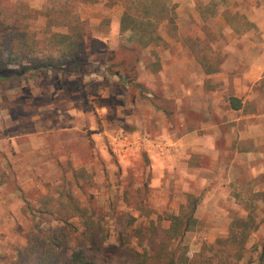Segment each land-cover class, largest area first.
I'll use <instances>...</instances> for the list:
<instances>
[{"label":"rangeland","instance_id":"1","mask_svg":"<svg viewBox=\"0 0 264 264\" xmlns=\"http://www.w3.org/2000/svg\"><path fill=\"white\" fill-rule=\"evenodd\" d=\"M22 1L43 12L65 4ZM170 2L172 20L159 23L160 39L146 46L120 29L121 4L80 3L72 31L83 38L77 47L89 67H48L0 85V264H12L26 244L25 201L38 206L39 195L67 191L81 204L90 195L103 210L95 219L109 229L107 246L129 222L166 228L170 213L198 197V224L181 242L189 257L241 218L251 222L252 253L240 263L255 264L264 237V143L243 135L249 124H264L245 118L264 113V0ZM32 23L36 55L49 33L43 15ZM49 30L71 32L54 23ZM245 76L254 98L242 103ZM34 222L57 223L38 213Z\"/></svg>","mask_w":264,"mask_h":264},{"label":"trees","instance_id":"2","mask_svg":"<svg viewBox=\"0 0 264 264\" xmlns=\"http://www.w3.org/2000/svg\"><path fill=\"white\" fill-rule=\"evenodd\" d=\"M95 1L99 0H65V4L57 10L45 6L43 12L29 7L22 0H0V85L14 86L16 82L26 81L36 71L48 67L61 68L65 65L88 68L77 47L83 38L80 32L76 35L72 30L80 24L74 13L76 5ZM104 1L110 6L122 5L120 29L130 31L129 37L144 46L160 39L157 32L159 23L172 20L170 0ZM158 5L161 11L157 13L155 7ZM50 13H57V17L49 19ZM38 14L46 18L44 30L49 35L45 48H41L43 51L31 55L30 47L40 43L32 25V20ZM53 23L71 32H52L49 28ZM75 36H78V41ZM25 47L26 53L23 52ZM116 73L119 74V71ZM229 101L233 109L239 108L236 97H230ZM262 195L264 199V193ZM62 197L67 201H60ZM86 197L88 203L81 204L80 195L71 191L60 192L58 197L47 192L37 197L38 206L25 201L24 211L31 217V227L26 244L16 248L12 264H241L240 261L249 251L246 244L251 222L249 219L235 218L229 224L227 236L204 243L199 252L189 257L188 247L181 242L186 233L194 230L198 224L194 217L198 197L194 196L190 197L185 211L170 213L166 217L169 221L166 228L155 225L153 221L147 225L129 222L118 231L117 245L107 246L105 241L109 229L95 219V215L105 213L90 202V195ZM37 213L51 217L57 223L38 226L34 222ZM72 218H78V221L72 222ZM131 219L136 221L133 216ZM260 245L252 260L255 264H264V237Z\"/></svg>","mask_w":264,"mask_h":264},{"label":"crops","instance_id":"3","mask_svg":"<svg viewBox=\"0 0 264 264\" xmlns=\"http://www.w3.org/2000/svg\"><path fill=\"white\" fill-rule=\"evenodd\" d=\"M244 78H245L244 84H243V86H241V89H242L241 92L242 93L240 95V97L243 96L242 103H245L246 101L251 102V100L254 98L253 90H252L253 85L249 84V82H252L251 80H253V79L250 76H245ZM239 108H240V105H239ZM257 111H259V110H257ZM251 116H257L260 119H263L264 113H260V115H259L255 112H253V113L249 112L248 114L245 115V118L246 117L249 118ZM219 135H220V133H219ZM215 136H218L217 132H215ZM243 137L252 139L255 146L262 145L264 143V124L262 123V121L249 124L247 126V130L244 131Z\"/></svg>","mask_w":264,"mask_h":264}]
</instances>
